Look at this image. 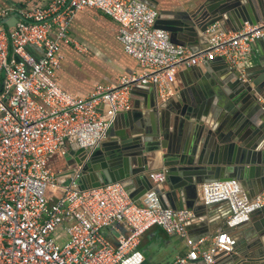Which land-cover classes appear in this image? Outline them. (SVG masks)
I'll return each instance as SVG.
<instances>
[{
  "label": "built area",
  "instance_id": "built-area-1",
  "mask_svg": "<svg viewBox=\"0 0 264 264\" xmlns=\"http://www.w3.org/2000/svg\"><path fill=\"white\" fill-rule=\"evenodd\" d=\"M85 8L117 23L116 37L139 71L77 96L59 86L57 70L61 45L75 42L69 25ZM10 13L0 7V264H143L139 245L152 226L184 239L185 251L169 264H213L232 251L236 238L228 230L192 237L187 222L194 213L161 204L156 189L165 183L163 169L147 173L152 185L134 200L120 182L83 190L73 180L60 182L51 159L63 157L70 143L85 147L106 140L116 114L133 108L136 85L152 86L166 101L181 68L214 58L247 81L246 55L264 36V21L244 22L235 31L213 22L203 32L208 43L193 50L154 27L159 12L141 0H49L20 11L5 27ZM201 191L205 205H228L227 228L248 222L264 204V189L248 197L235 178L205 182ZM109 230L119 232L115 241Z\"/></svg>",
  "mask_w": 264,
  "mask_h": 264
},
{
  "label": "water",
  "instance_id": "water-1",
  "mask_svg": "<svg viewBox=\"0 0 264 264\" xmlns=\"http://www.w3.org/2000/svg\"><path fill=\"white\" fill-rule=\"evenodd\" d=\"M14 20L17 21L16 17ZM260 21H264V0H203L189 12L158 13L154 27L167 31L175 44L205 46L208 39L203 32L213 22H219L224 30L235 31L244 22ZM6 24L11 25L9 21ZM256 41L260 65L264 36ZM207 61L220 62L218 74H226L225 80L231 83L227 92L231 99L218 96L225 101L219 117L202 116L194 110L196 103L191 105L184 89L176 99L173 95L159 101L153 96L142 109L135 102L132 109L116 114L106 131V140L85 147L72 143L63 156L66 168L60 174H66L68 181L73 180L81 190L120 182L129 196L137 200L147 190L143 181L148 162L159 154L169 188V191L156 189L160 201L163 194L169 195L183 186L197 196L199 184L214 180L237 178L244 187L246 172L247 175L254 172L263 186L261 192L264 189V104L258 101L256 93L264 99V75L253 79L247 74V81H242L222 58ZM136 87H151L152 95H156L152 86L137 85L131 91L132 99L137 96ZM173 128L171 133L169 130ZM183 131L192 133L196 142L192 150L183 137L179 138ZM255 212L264 213V204ZM254 230L253 237L249 238L247 231L237 237L232 251L219 254L213 264H264V224ZM141 251L144 264L148 260Z\"/></svg>",
  "mask_w": 264,
  "mask_h": 264
},
{
  "label": "crops",
  "instance_id": "crops-1",
  "mask_svg": "<svg viewBox=\"0 0 264 264\" xmlns=\"http://www.w3.org/2000/svg\"><path fill=\"white\" fill-rule=\"evenodd\" d=\"M48 1L0 0L1 8L11 9V13L4 20L3 25L5 27L9 26L6 24L7 21L13 25L15 23L14 17L18 20L20 11L34 5L45 6ZM141 1L154 7L159 13H183L194 10L203 0ZM117 29V23L110 16L97 9L85 8L74 15L68 28V34L75 42L62 44L60 49L62 60L57 70V80L63 90L73 95L87 96L97 84L114 86L121 75L139 71L136 59L124 51L122 44L117 39ZM187 47L198 50L203 46L187 45ZM258 56V41H254L251 44L249 53L246 55L245 63L246 73L251 75L253 79L264 75V55L260 65L258 64ZM221 67L220 62L212 63L205 60L200 64L181 68L177 75V89L173 97L175 98L184 89L186 91L184 95L188 96L191 105L193 102L196 103L193 104L195 105L193 106L194 110L202 116L216 115L219 117L223 112L225 101L218 99V96L223 95L228 100L231 99V96L227 95L230 90V81L225 80L226 74H218ZM197 74L198 77L196 78ZM136 93L137 96L133 98V104L136 102L141 109L151 102L153 96L156 97V95H152L151 87L148 89L136 87ZM262 94L264 95V90H262ZM173 130L174 128L169 131L172 133ZM180 137L186 140L189 150H192L193 146L195 147L196 142L192 133L187 134L186 131H183L179 135ZM71 145L72 143L68 145L67 150L70 149ZM260 147L258 146L259 149ZM158 153H161V150ZM62 159L64 166L61 170H58V178L60 182H68V176L63 173L60 174L66 168L65 160L63 157ZM159 169H162V166L158 154L155 159L148 162V170L144 172L146 180L143 181V185L146 189L152 185L147 173ZM247 173L244 177L245 186H241V188L248 197H253L260 192L263 186L254 176V172L251 175H247ZM201 185L199 184L197 187V196L192 189L184 186L170 191L169 195H162L161 203L163 206L174 209L187 208L194 213V217L187 222V230L190 236L195 238L210 236L215 234L218 229L224 228L235 238L242 237V233L247 231L250 238L255 234L254 229L260 228L264 224V213L255 212L248 222L235 228L225 227L228 205L225 202L205 205L201 199ZM159 189L169 191L168 183H163ZM141 197L142 195L137 200ZM119 231L122 232L121 227ZM107 234L115 241L119 232L109 230ZM139 248L145 252V259L148 260H145L144 264H166L185 251V242L183 238L177 235L167 234L159 226H152L144 233ZM189 264L204 263L198 260Z\"/></svg>",
  "mask_w": 264,
  "mask_h": 264
},
{
  "label": "rangeland",
  "instance_id": "rangeland-1",
  "mask_svg": "<svg viewBox=\"0 0 264 264\" xmlns=\"http://www.w3.org/2000/svg\"><path fill=\"white\" fill-rule=\"evenodd\" d=\"M51 166L55 170H61L64 166L62 156H55L51 159Z\"/></svg>",
  "mask_w": 264,
  "mask_h": 264
}]
</instances>
